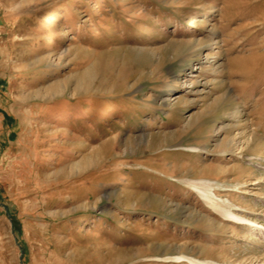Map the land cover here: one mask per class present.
<instances>
[{"label": "rangeland", "instance_id": "374dc122", "mask_svg": "<svg viewBox=\"0 0 264 264\" xmlns=\"http://www.w3.org/2000/svg\"><path fill=\"white\" fill-rule=\"evenodd\" d=\"M210 201L264 226V0H0V264H264Z\"/></svg>", "mask_w": 264, "mask_h": 264}, {"label": "bare ground", "instance_id": "6f19581e", "mask_svg": "<svg viewBox=\"0 0 264 264\" xmlns=\"http://www.w3.org/2000/svg\"><path fill=\"white\" fill-rule=\"evenodd\" d=\"M209 182L210 181H208L207 179H198V180L192 181L194 187L196 189H198V190H200V186L201 185H205V186L209 185ZM200 193L203 196H205V198H207L209 200L211 199L212 194L210 195L209 188H207L206 190H202ZM215 201H217V200L215 199ZM215 201H210V204H212L221 213H223V215L226 216L228 218V220H231V221L233 220V221H237V222H240V223H243V222L249 223V224H251L253 226V228H256L258 231H260V233H264V226L263 225L258 224L257 222L251 221L246 216L238 214V213L230 210L229 208L227 209V207L224 208V206H222V204L221 205L216 204ZM177 257H182V256L180 255V256H177ZM187 258L190 259L191 261L197 263V264H216L215 262H210V261H207V260H199V259L188 257V256H187Z\"/></svg>", "mask_w": 264, "mask_h": 264}]
</instances>
